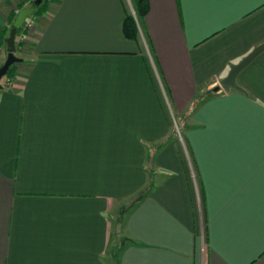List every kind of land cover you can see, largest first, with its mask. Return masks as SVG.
I'll return each instance as SVG.
<instances>
[{"label":"crops","instance_id":"obj_1","mask_svg":"<svg viewBox=\"0 0 264 264\" xmlns=\"http://www.w3.org/2000/svg\"><path fill=\"white\" fill-rule=\"evenodd\" d=\"M138 1L48 0L16 38L0 264H264V51L213 91L264 42V0H144L131 40ZM21 4L0 0V66Z\"/></svg>","mask_w":264,"mask_h":264},{"label":"water","instance_id":"obj_2","mask_svg":"<svg viewBox=\"0 0 264 264\" xmlns=\"http://www.w3.org/2000/svg\"><path fill=\"white\" fill-rule=\"evenodd\" d=\"M41 2L42 0H34L30 4V6L20 10L13 21L12 28L9 31V35L5 38L8 55L5 62L0 66V87H1V80L4 76H6L7 72L9 71V68L13 64L22 61L20 57L16 56L17 32L24 27L26 20L37 11L38 5ZM263 51H264V42L256 46L240 62L231 65L227 76H225L219 81V84L213 88V91L218 92L220 90H223L228 92L229 90L234 89L236 91L244 92L245 90L237 82V76Z\"/></svg>","mask_w":264,"mask_h":264},{"label":"trees","instance_id":"obj_3","mask_svg":"<svg viewBox=\"0 0 264 264\" xmlns=\"http://www.w3.org/2000/svg\"><path fill=\"white\" fill-rule=\"evenodd\" d=\"M33 1L34 0H30L31 3ZM47 1L48 0H42V2L38 5L37 11L32 16H35L36 14L40 13L43 10V8L45 7ZM20 7L23 8L24 4H21ZM148 9H149V5H148V3L146 1L140 0V1L137 2V4H136V17L133 14H129V15L126 16V18L124 20V23H123V35H124L125 38L131 39V40H137L138 32H139L137 21H138V19H141V18L146 16V14L148 13ZM16 15H17V12L16 13L15 12H11L10 15L7 17L8 23H9V27L6 30V36L9 35V31L12 28V24H13V21H14ZM25 28L26 27L24 25V27L17 32L16 38H18V36H20V35H24L25 34ZM4 39H5V37H4ZM23 46H24V41L20 40V41L16 42L17 49H20ZM17 65H18V63L13 64L9 68V71L7 72L6 76H4L2 78V80L6 79V78L12 79V77L14 76V73L16 71ZM2 87H3V85L1 84L0 89ZM211 94H213L212 91H209L206 95H211ZM192 106H194V103L192 104Z\"/></svg>","mask_w":264,"mask_h":264},{"label":"rangeland","instance_id":"obj_4","mask_svg":"<svg viewBox=\"0 0 264 264\" xmlns=\"http://www.w3.org/2000/svg\"><path fill=\"white\" fill-rule=\"evenodd\" d=\"M33 16H30L28 19H31ZM136 17V16H135ZM140 30H141V28H139ZM16 56H18V57H21V56H23V53L22 52H20L19 51V49H17L16 50ZM11 80V79H10ZM174 128V135H175V138H177L178 140H180L181 141V143L182 144H184V134H183V132H182V127H181V124L179 123V121L177 122V126H175V127H173ZM185 149V148H184ZM186 150H187V156H188V159L190 160V162H191V158H190V154H189V149H188V147H186ZM191 164V168H192V174H193V177L195 176V179H196V182L198 181L197 180V176H196V170H195V166H194V164L191 162L190 163ZM115 264H117V263H115Z\"/></svg>","mask_w":264,"mask_h":264},{"label":"built area","instance_id":"obj_5","mask_svg":"<svg viewBox=\"0 0 264 264\" xmlns=\"http://www.w3.org/2000/svg\"><path fill=\"white\" fill-rule=\"evenodd\" d=\"M133 15L136 16L134 12H133ZM32 26H33V20L27 19L25 22V27L26 28H32ZM10 83H11V80L9 78L1 80L2 85H10ZM175 126H177L176 122H175Z\"/></svg>","mask_w":264,"mask_h":264}]
</instances>
